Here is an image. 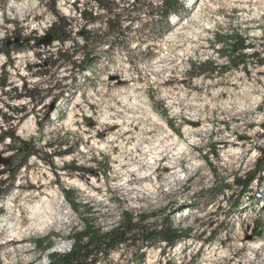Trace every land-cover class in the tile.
I'll return each mask as SVG.
<instances>
[{
    "label": "rangeland",
    "instance_id": "obj_1",
    "mask_svg": "<svg viewBox=\"0 0 264 264\" xmlns=\"http://www.w3.org/2000/svg\"><path fill=\"white\" fill-rule=\"evenodd\" d=\"M158 1H143L125 39L107 38L113 49L103 44L98 62L77 74L50 69L47 59L80 46L82 27L97 31L74 9L87 0H55L70 20V40L48 48L35 44L55 20L49 3L0 0V136H13L0 141V172L15 174L0 199V264H49L51 254L70 250L83 220L108 231L122 212L142 217V225L169 222L182 238L172 248L121 246L98 264H264V65L247 59L244 68H228L212 46L213 34L237 33L254 46L245 54L264 50V0H179L186 11L170 18L162 37L152 33L156 19L146 6ZM16 37L27 42L7 47ZM204 62L216 66L212 77L190 71ZM23 86L50 91L33 108L21 98ZM50 142L61 154L52 165ZM24 143L38 155L17 170ZM71 164L81 171L64 170ZM254 174L246 191L236 187ZM48 238L52 245L41 253L35 243Z\"/></svg>",
    "mask_w": 264,
    "mask_h": 264
},
{
    "label": "trees",
    "instance_id": "obj_2",
    "mask_svg": "<svg viewBox=\"0 0 264 264\" xmlns=\"http://www.w3.org/2000/svg\"><path fill=\"white\" fill-rule=\"evenodd\" d=\"M49 3V12L54 16V22L51 24L46 34H50L53 41L60 42L64 44L66 41L70 40V20L60 16V14L55 9V0H42ZM125 2V5L123 3ZM146 0H133L131 6H128L126 0H87L83 5V9H78L75 3L74 9L78 13L79 18L84 20L86 24L92 23L94 26H98L97 31L93 33L90 30L82 27L80 29L79 37L81 45L75 48L73 44V49L69 52L67 50H58L54 56L47 59V66L52 68H59L61 66H66L70 68V71H74L77 74H83L86 72L91 65L96 64L99 60V48L107 43V38H114V42H120L125 39L127 30H130V25L138 21L141 15H143L142 3ZM158 5L150 7V12L154 19H156L155 28L158 36L162 37L170 27L169 18L175 16L177 19L182 17V12L186 11L184 4L179 0H159ZM159 7V8H158ZM95 9V12L93 11ZM148 9V8H147ZM104 19H102V15ZM100 21V23H97ZM128 21V25L125 23ZM142 28L149 27L148 24H142ZM151 26V24H150ZM101 38H103L101 40ZM38 41V39L36 40ZM246 39L237 33L234 34H213V47H217L215 50L216 54L227 63V67L233 68H244L246 66L247 59H255L257 64L260 66L264 65V59H260V55L264 52L254 51L252 54H245V50L253 49L254 46L246 44ZM106 47L113 49V41L105 44ZM118 46H121L118 44ZM8 55V54H7ZM34 64L31 66H26V68L32 69ZM6 66H3L5 69ZM197 71L196 76L212 77L217 68L212 62L198 63L197 65L190 64V71ZM44 76V79L49 75L48 71L39 74ZM44 87V85H42ZM51 88L56 89V84L50 85ZM6 87V81H0V89L3 90ZM46 89H42L41 86L27 89L23 86V95L21 98H26L28 101L34 102L32 105L34 108L39 103L37 96L42 92H47ZM63 93H61V98ZM23 109V108H21ZM19 109V110H21ZM14 110V109H13ZM40 131L42 128L39 129ZM0 141L5 137H9L10 140L13 139L12 134L8 132H1ZM46 149L49 150V165H52L51 158L56 155L55 147L52 142L48 143ZM66 152L63 151L62 154ZM264 153V151H262ZM24 155L23 164L19 165L17 170L21 167H25L26 161L31 156L37 157L38 152L31 150L27 143H24ZM64 170L70 173H79L81 169L74 164H71L64 168ZM258 170V169H257ZM9 171L0 172V199L5 197L9 191L13 188V182L15 179V174H7ZM252 175L249 180H237L235 181L236 187L241 188L242 191H246L253 181L254 176ZM230 187L226 186V190ZM63 196L70 205L71 209L78 212L79 204L75 200L69 199V191L62 190ZM144 219L142 217L134 216L128 212H122V220L117 227L103 231L96 225L90 223L88 220H83V226L81 230H74L70 236L71 247L70 250L64 254H51L49 264H98L101 258H107L112 252L119 249L121 246H126L131 243H141L146 248L152 247L157 243H163L165 247L172 248L175 246L182 238L183 230L174 228L171 223L160 220L153 225L147 226L142 225ZM185 233V231H184ZM51 242L48 239H42L41 241L35 243V246L41 253L46 252L51 247Z\"/></svg>",
    "mask_w": 264,
    "mask_h": 264
},
{
    "label": "water",
    "instance_id": "obj_3",
    "mask_svg": "<svg viewBox=\"0 0 264 264\" xmlns=\"http://www.w3.org/2000/svg\"><path fill=\"white\" fill-rule=\"evenodd\" d=\"M25 42H27V39L21 40L20 38L16 37L12 40L6 41V46L10 45H17V46H22ZM53 44V38L50 34H47L43 38H40L36 42V47H42V48H48ZM1 163L4 164L3 160H1Z\"/></svg>",
    "mask_w": 264,
    "mask_h": 264
},
{
    "label": "bare ground",
    "instance_id": "obj_4",
    "mask_svg": "<svg viewBox=\"0 0 264 264\" xmlns=\"http://www.w3.org/2000/svg\"><path fill=\"white\" fill-rule=\"evenodd\" d=\"M158 8H159V7H158ZM175 112H176V111H175ZM129 121H130V120H129ZM129 121H128V122H129ZM132 123H133V122H132ZM177 151H178V150H177ZM181 152H182V151H181ZM229 152H230V155H232V154L235 153V152H232V150H230ZM157 156H158V155H157ZM157 156H156V157H157ZM170 156H171V155H170ZM154 157H155V156H154ZM173 158H174V157H173ZM176 158H177V157H176ZM149 164H151V163L149 162ZM141 166H142V165H141ZM146 167H147V166H146ZM149 167H150V165H149ZM149 167L147 168L148 170H146L147 172H146V173H143V174L145 175V176H144L145 178H146V177L148 178V177L151 176V175L149 174ZM173 168H174V167H173ZM143 170H144V169H143ZM135 171H136V170H135ZM138 171H139V170H138ZM131 172H132V171H131ZM138 174H139V173H138ZM139 175H140V174H139ZM174 181H176V179H175ZM139 187H140V186H139ZM143 187H144V186H143ZM146 187H147V186H146ZM46 207H47V206H46ZM38 208H39L38 205L35 206V207H32V208H31V209H32L31 211H33L32 214H34L35 212H39V209H38ZM40 210H41V209H40ZM42 210H43V209H42ZM43 211H44V210H43ZM42 213H43V212H42ZM38 215H39V214H38ZM40 215H41V214H40ZM34 216L36 217V215H34ZM32 217H33V216H32ZM15 235H16V234H15ZM16 237H17V236H16ZM256 249H259V247H256ZM256 249H255V250H256Z\"/></svg>",
    "mask_w": 264,
    "mask_h": 264
},
{
    "label": "flooded vegetation",
    "instance_id": "obj_5",
    "mask_svg": "<svg viewBox=\"0 0 264 264\" xmlns=\"http://www.w3.org/2000/svg\"><path fill=\"white\" fill-rule=\"evenodd\" d=\"M10 46H12V45H10ZM10 46H9V47H10ZM15 46H17V45H15ZM7 47H8V46H7ZM17 47H20V46H17Z\"/></svg>",
    "mask_w": 264,
    "mask_h": 264
}]
</instances>
